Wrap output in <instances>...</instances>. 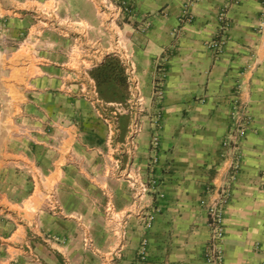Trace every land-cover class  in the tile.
Here are the masks:
<instances>
[{
    "label": "crops",
    "instance_id": "obj_1",
    "mask_svg": "<svg viewBox=\"0 0 264 264\" xmlns=\"http://www.w3.org/2000/svg\"><path fill=\"white\" fill-rule=\"evenodd\" d=\"M108 1L0 0V264H210L225 181V264H261L260 0Z\"/></svg>",
    "mask_w": 264,
    "mask_h": 264
},
{
    "label": "built area",
    "instance_id": "obj_2",
    "mask_svg": "<svg viewBox=\"0 0 264 264\" xmlns=\"http://www.w3.org/2000/svg\"><path fill=\"white\" fill-rule=\"evenodd\" d=\"M261 4V16L258 22L260 30L264 31V0H260ZM110 5L114 7L117 11L118 16H123L126 21H130L135 15V8L128 0H111ZM218 20L221 24V29L226 30L229 26V20L225 10H222L219 13ZM224 40L219 38L213 42V47L216 54L222 52ZM247 114L243 111L236 112V132L238 135L244 136L246 134V126L244 123L247 122ZM160 136L156 133L153 136L151 141L153 148H156L159 144ZM240 156L237 153L236 159L232 162L229 177L232 179L239 172ZM143 190H146L147 187L143 186ZM231 191L229 189L228 181H225L219 188L218 194L216 197L210 200L203 199L201 203L206 207L208 212V225L210 229V235L206 248L204 251V258L206 262L210 264H225L224 256V240H225V217H224V208L225 204L230 197ZM152 219V217H151ZM150 225V221L148 222ZM140 264H148V239L144 238L141 242V246L138 252ZM264 264V261L261 263Z\"/></svg>",
    "mask_w": 264,
    "mask_h": 264
},
{
    "label": "rangeland",
    "instance_id": "obj_3",
    "mask_svg": "<svg viewBox=\"0 0 264 264\" xmlns=\"http://www.w3.org/2000/svg\"><path fill=\"white\" fill-rule=\"evenodd\" d=\"M108 4H109V6H110V2L108 1ZM111 9L113 10V12H114V14H115V16L113 17V19L114 18H117V20H119V21H126L124 18H123V16H118V14H117V11L114 9V7L113 6H111Z\"/></svg>",
    "mask_w": 264,
    "mask_h": 264
}]
</instances>
